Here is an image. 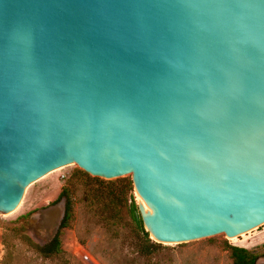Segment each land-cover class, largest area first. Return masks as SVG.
Wrapping results in <instances>:
<instances>
[{"label":"water","instance_id":"95a60500","mask_svg":"<svg viewBox=\"0 0 264 264\" xmlns=\"http://www.w3.org/2000/svg\"><path fill=\"white\" fill-rule=\"evenodd\" d=\"M68 164L157 243L263 225L264 0H0V213Z\"/></svg>","mask_w":264,"mask_h":264},{"label":"rangeland","instance_id":"374dc122","mask_svg":"<svg viewBox=\"0 0 264 264\" xmlns=\"http://www.w3.org/2000/svg\"><path fill=\"white\" fill-rule=\"evenodd\" d=\"M76 169H80L76 164H68L45 174L26 188L13 211L0 213V264H233L223 247L225 240L256 253L255 264H264V224L236 240L217 234L186 243H160L155 252L142 254L140 234L127 209L119 216L111 212L104 206L105 198L92 195L94 182L77 175ZM62 186L69 188L73 216L62 229L61 252L44 256L35 246L48 242L57 229L65 199L52 201ZM131 193L138 204L134 188Z\"/></svg>","mask_w":264,"mask_h":264},{"label":"trees","instance_id":"16d2710c","mask_svg":"<svg viewBox=\"0 0 264 264\" xmlns=\"http://www.w3.org/2000/svg\"><path fill=\"white\" fill-rule=\"evenodd\" d=\"M77 175L91 179L96 186L91 190L92 195L96 200L105 198V207H108L111 212H115V215L119 216L123 209H127L126 212L130 216L135 228L140 234L139 252L144 255H149L161 246L160 243L152 241L149 238V234L144 230L143 223L141 221L137 204L132 196L133 184L129 176H123L113 180H103L98 177H91L83 170L76 169ZM129 197L127 198V196ZM64 197L63 214L58 223L57 229L52 238L43 245H36V249L44 256H52L61 252V233L64 227H68L70 220L72 219V201L69 194V188L62 186L61 191L52 204L57 203ZM223 247L229 250L230 257L233 264H255L257 254L251 250L229 244L226 240L223 242Z\"/></svg>","mask_w":264,"mask_h":264},{"label":"bare ground","instance_id":"6f19581e","mask_svg":"<svg viewBox=\"0 0 264 264\" xmlns=\"http://www.w3.org/2000/svg\"><path fill=\"white\" fill-rule=\"evenodd\" d=\"M247 232H249V231H247ZM246 233V232H245ZM240 236H245V234L244 233H241L240 234ZM231 240H236L237 238H238V236H233V237H229ZM87 257V256H86ZM87 259H88V257H87Z\"/></svg>","mask_w":264,"mask_h":264},{"label":"built area","instance_id":"2783aa9c","mask_svg":"<svg viewBox=\"0 0 264 264\" xmlns=\"http://www.w3.org/2000/svg\"><path fill=\"white\" fill-rule=\"evenodd\" d=\"M83 256H84V259L88 260L87 257H86L85 255H83Z\"/></svg>","mask_w":264,"mask_h":264},{"label":"flooded vegetation","instance_id":"af4514ba","mask_svg":"<svg viewBox=\"0 0 264 264\" xmlns=\"http://www.w3.org/2000/svg\"><path fill=\"white\" fill-rule=\"evenodd\" d=\"M59 223V222H58Z\"/></svg>","mask_w":264,"mask_h":264}]
</instances>
